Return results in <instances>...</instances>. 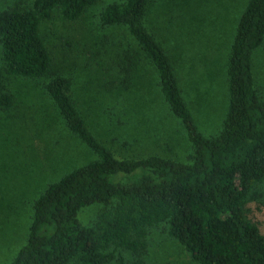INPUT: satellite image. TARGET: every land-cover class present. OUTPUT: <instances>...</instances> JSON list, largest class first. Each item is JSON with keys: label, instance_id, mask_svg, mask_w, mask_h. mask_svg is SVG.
Returning <instances> with one entry per match:
<instances>
[{"label": "trees", "instance_id": "1", "mask_svg": "<svg viewBox=\"0 0 264 264\" xmlns=\"http://www.w3.org/2000/svg\"><path fill=\"white\" fill-rule=\"evenodd\" d=\"M97 1L33 0L0 10V153L6 145L18 154L20 148H35L30 152L34 156L28 154L39 165L45 162L41 148L31 141L46 140V125L39 124L28 140L26 133L18 140V126L27 124L17 101L23 94L11 86L16 79H29L70 134L96 156L36 193L26 243L9 264H157L147 256L170 239L195 264H264V236L245 210L249 202L264 203V92L252 72V57L264 43V0H248L226 44L228 106L221 128L205 135L180 86L181 78L194 72L193 58L188 63L185 53L183 58L168 51L167 37L159 40L161 27L170 31L173 24L168 10L160 28L149 17L158 0H118L100 10L101 28L123 27L133 40L124 53L113 39L99 37L91 45V57L113 72L108 91L131 90L136 75L143 87L155 84L187 143V150L173 158L149 154L120 159L80 115L72 80L54 69L51 48L66 51L75 38L62 46L49 45V35L42 32L54 13L74 24ZM101 54L107 59L99 58ZM25 104L28 108V100ZM27 150L24 168L33 172L39 165L31 162ZM96 205L93 225L80 224V210Z\"/></svg>", "mask_w": 264, "mask_h": 264}, {"label": "rangeland", "instance_id": "2", "mask_svg": "<svg viewBox=\"0 0 264 264\" xmlns=\"http://www.w3.org/2000/svg\"><path fill=\"white\" fill-rule=\"evenodd\" d=\"M32 1L0 0V10L17 4H31ZM117 1L98 0L74 24L64 22L58 13L53 14L42 27V32L49 35L47 44L62 46L70 38H75L66 51L51 48L54 69L59 75L72 80L75 90L73 100L80 115L92 134L106 148H110L116 158L149 154L172 155L170 157L173 158L174 155H182L187 150L184 129L166 107L155 84L143 87L136 75L131 90L117 93V87L108 91L111 85H108V81L112 82L109 75L112 76L113 72L91 57V45L99 37L113 39L122 46L123 53L127 46L133 45L125 28H101L98 25L100 10ZM247 3L248 0H158L157 9L149 13L153 24L160 28L163 13L168 10L173 24L170 31L161 27L159 40L167 37L168 51L185 53L188 63L190 57L193 58L194 72L190 78L188 75H185L186 79L182 77L180 86L184 101L202 135L221 128L228 106L226 44L232 41L238 19ZM180 9L183 11L182 17ZM201 18L204 19L202 24L196 23ZM220 29H223L222 32ZM99 58L106 60L107 56L101 54ZM252 67L255 84L264 92V43L252 57ZM11 89L23 94L17 101L27 127L20 123L18 140L20 142L25 133L28 140L30 132L34 135L39 124L46 125L47 128L42 130L46 140L37 138L31 141L41 148L43 156L40 157L45 156L46 159L39 165L30 156L35 155L30 154L35 152V148L30 152L26 147L20 148L18 154L16 151L12 153L6 145L0 153V264H9L26 243L32 221L31 203L36 193L48 181L59 180L72 170L96 160L86 145L70 134L64 120L45 101L33 80L16 79ZM27 100L28 108L25 104ZM117 122L121 125H117ZM123 140L128 142L127 146L121 145ZM55 147L57 149L54 150ZM24 149L31 162L39 165L33 172L30 168H24ZM54 168L57 169L55 173ZM245 210L247 219L264 236V203L249 202ZM98 211V205L86 207L80 210L77 220L90 227ZM147 260L157 264H195L185 250L171 239L158 245Z\"/></svg>", "mask_w": 264, "mask_h": 264}]
</instances>
